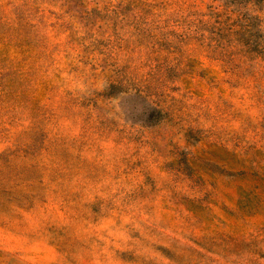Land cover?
<instances>
[{
	"label": "rangeland",
	"instance_id": "obj_1",
	"mask_svg": "<svg viewBox=\"0 0 264 264\" xmlns=\"http://www.w3.org/2000/svg\"><path fill=\"white\" fill-rule=\"evenodd\" d=\"M0 264H264V0H0Z\"/></svg>",
	"mask_w": 264,
	"mask_h": 264
}]
</instances>
